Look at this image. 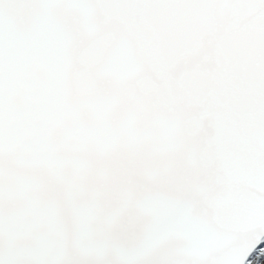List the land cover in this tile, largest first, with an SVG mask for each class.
Returning <instances> with one entry per match:
<instances>
[{
    "label": "snow or ice",
    "instance_id": "6c2138e0",
    "mask_svg": "<svg viewBox=\"0 0 264 264\" xmlns=\"http://www.w3.org/2000/svg\"><path fill=\"white\" fill-rule=\"evenodd\" d=\"M0 264H264V0H0Z\"/></svg>",
    "mask_w": 264,
    "mask_h": 264
}]
</instances>
